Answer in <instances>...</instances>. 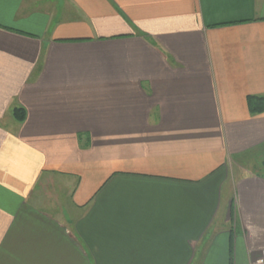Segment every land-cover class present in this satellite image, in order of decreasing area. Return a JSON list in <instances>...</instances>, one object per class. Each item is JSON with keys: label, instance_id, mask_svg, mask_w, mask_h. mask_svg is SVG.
Instances as JSON below:
<instances>
[{"label": "crops", "instance_id": "0c3cea01", "mask_svg": "<svg viewBox=\"0 0 264 264\" xmlns=\"http://www.w3.org/2000/svg\"><path fill=\"white\" fill-rule=\"evenodd\" d=\"M248 97L264 0H0V264H264Z\"/></svg>", "mask_w": 264, "mask_h": 264}, {"label": "rangeland", "instance_id": "374dc122", "mask_svg": "<svg viewBox=\"0 0 264 264\" xmlns=\"http://www.w3.org/2000/svg\"><path fill=\"white\" fill-rule=\"evenodd\" d=\"M17 108V107H15ZM13 110L14 108H12L11 110V113H12V116H13ZM13 118L15 119V121L19 122L15 116H13ZM80 141L83 143V145H87V139H80ZM242 172L241 171H238L236 169H232V168H229V178L227 180V184L226 186L224 187L225 190H231L232 188V182L234 180V178L238 177L239 174H241ZM61 186V187H60ZM55 185V184H52L49 185V187L47 189H45V191L43 192L44 195H47L48 199H50V202L49 204H54V205H58L60 204V201L57 199L58 197L56 195H60L61 197L64 198L65 196V192L67 191L66 190V186H65V182L63 185ZM61 188V189H60ZM224 190V191H225ZM57 199V200H56ZM66 201V200H65ZM58 208V207H57ZM259 261H262L261 259L259 260H256V261H253L252 264H259Z\"/></svg>", "mask_w": 264, "mask_h": 264}, {"label": "trees", "instance_id": "16d2710c", "mask_svg": "<svg viewBox=\"0 0 264 264\" xmlns=\"http://www.w3.org/2000/svg\"><path fill=\"white\" fill-rule=\"evenodd\" d=\"M249 111L253 114H261L264 112V99L261 97H248L247 99ZM13 116L19 122H22L24 119V111L21 108H14Z\"/></svg>", "mask_w": 264, "mask_h": 264}, {"label": "built area", "instance_id": "2783aa9c", "mask_svg": "<svg viewBox=\"0 0 264 264\" xmlns=\"http://www.w3.org/2000/svg\"><path fill=\"white\" fill-rule=\"evenodd\" d=\"M259 264H262V261H259Z\"/></svg>", "mask_w": 264, "mask_h": 264}]
</instances>
